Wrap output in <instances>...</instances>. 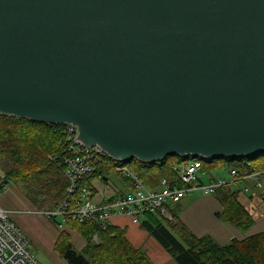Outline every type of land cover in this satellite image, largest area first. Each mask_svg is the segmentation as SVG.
Segmentation results:
<instances>
[{
    "label": "water",
    "instance_id": "obj_1",
    "mask_svg": "<svg viewBox=\"0 0 264 264\" xmlns=\"http://www.w3.org/2000/svg\"><path fill=\"white\" fill-rule=\"evenodd\" d=\"M0 113L124 163L264 153V0H0Z\"/></svg>",
    "mask_w": 264,
    "mask_h": 264
},
{
    "label": "trees",
    "instance_id": "obj_2",
    "mask_svg": "<svg viewBox=\"0 0 264 264\" xmlns=\"http://www.w3.org/2000/svg\"><path fill=\"white\" fill-rule=\"evenodd\" d=\"M64 135V123L50 124L0 113V191L9 182L17 181L37 210H51L60 204L68 195L69 184L63 173L65 153L61 140ZM188 158L174 154L154 162L133 158L124 163L105 155L95 164L94 171L78 182L88 186L94 177L107 180V167L114 169L118 164H126L145 186L157 189L161 177L183 186L175 179L174 167ZM198 158L203 168L204 164H209L210 168H224L229 172L234 169L232 178L240 179L253 170L264 169V153L260 152L248 156ZM124 180L129 185V180ZM92 189L96 194V189ZM238 193L237 189L220 192L217 197L222 200L223 209L216 216L247 230L253 217L239 201ZM171 213L173 222L145 212L139 224L177 264H264V231L219 243L208 234L195 235L176 213ZM50 220L56 226L60 224L55 217ZM66 226L78 231L85 240V245L77 250L69 232H59L54 249L69 264H155L144 246L133 245L126 237V230L110 222L74 221Z\"/></svg>",
    "mask_w": 264,
    "mask_h": 264
},
{
    "label": "built area",
    "instance_id": "obj_3",
    "mask_svg": "<svg viewBox=\"0 0 264 264\" xmlns=\"http://www.w3.org/2000/svg\"><path fill=\"white\" fill-rule=\"evenodd\" d=\"M75 125L65 123V135L61 140L64 148L63 173L68 179V195L54 209L42 211L48 219L55 217L60 221L58 229L68 222H110L115 215H127L133 223H139L145 212H152L169 222L173 214L168 206L180 201L184 196L201 190L212 193L227 180L217 178L207 183L198 181V173L203 162L200 158H188L178 163L174 170L175 179L184 185L160 178L159 188L145 186L138 175L126 164H118L116 170L129 180L130 190L122 192L110 186L108 194L96 200L92 185H81L78 180L94 171L95 164L106 155L98 145H86L77 136ZM231 178L235 170L229 172ZM245 177L254 179L256 186H261L264 179L263 170H253ZM1 193V192H0ZM93 240H97L95 236ZM0 264H42L31 250L29 238L13 222L9 213L0 206Z\"/></svg>",
    "mask_w": 264,
    "mask_h": 264
},
{
    "label": "crops",
    "instance_id": "obj_4",
    "mask_svg": "<svg viewBox=\"0 0 264 264\" xmlns=\"http://www.w3.org/2000/svg\"><path fill=\"white\" fill-rule=\"evenodd\" d=\"M227 171L229 172V170ZM217 178L230 181L227 183L230 190H239V201L253 217V223L247 230H241L216 216L223 209L222 200L214 193L216 190L207 194L201 190H196L176 202L178 205L172 207L171 205L176 203H170V210L176 213L178 218L195 235L208 234L219 243H226L232 238L240 239L264 231V179L261 180L262 186L260 187L256 186L254 179L249 177L230 180L222 174L216 178L211 175L206 178L203 171L200 170L198 173V181L202 183ZM101 184L102 182L99 181V186ZM0 192V206L9 213L13 222L29 238L31 250L36 257L43 264H48L49 260L54 263L62 260L63 258L55 251L54 244L59 232L62 230L69 232L70 228L65 225L62 230H59L51 220L36 209L20 184L9 182ZM99 193L96 192V199ZM111 223L124 228L127 239L133 245H144L148 256L155 264H177L156 240L149 236L140 224L133 223L129 216L115 215L112 217ZM75 232L72 244L75 249L79 250L85 245V240L78 231ZM70 235L72 236V234ZM74 239L76 244H74Z\"/></svg>",
    "mask_w": 264,
    "mask_h": 264
},
{
    "label": "rangeland",
    "instance_id": "obj_5",
    "mask_svg": "<svg viewBox=\"0 0 264 264\" xmlns=\"http://www.w3.org/2000/svg\"><path fill=\"white\" fill-rule=\"evenodd\" d=\"M133 165V164H132ZM96 168V167H95ZM203 168V167H202ZM107 180H104L103 178H101L100 176L98 177H94L91 179L90 181V184L96 189L97 192H100L99 193V196L97 197L96 200H99L102 198L103 195H106L107 192L109 191V188L108 186L106 185V183L109 185V186H112V187H115V188H118L120 189V191L122 192H125V191H128L130 190V185H128L126 182H125V177L116 170V168L114 169H111V167H107ZM203 173H205V177L207 178L209 175L213 176L214 178H216L218 175H224L225 178H230L231 176L229 175V172L227 171V169H224V168H210V165L209 164H204V168H203ZM2 175V171H1V168H0V177ZM99 181L102 182L101 186H99ZM15 182V181H14ZM15 183H18L19 182H15ZM126 184V186H125ZM229 184L225 185V187L223 186H220V187H217L215 190V194L220 195V192L224 191V190H229ZM262 186V185H261ZM260 186V187H261ZM149 187V186H147ZM221 187H223L221 190H218L220 189ZM151 188V187H149ZM159 188V187H158ZM178 205L177 203L176 204H172L171 206L174 207ZM132 221V220H131ZM139 224V223H137ZM76 230L74 229H70V234H72L71 236V241L73 240V235L76 233L75 232ZM74 244H76V240L74 239ZM144 246V245H143ZM145 247V246H144ZM35 255V253H34ZM36 257V255H35ZM37 258V257H36ZM38 259V258H37ZM40 262L41 260L38 259ZM42 263V262H41ZM69 264L68 262H66V260H59L58 262L54 263L53 261L49 260V263L48 264ZM43 264V263H42Z\"/></svg>",
    "mask_w": 264,
    "mask_h": 264
},
{
    "label": "bare ground",
    "instance_id": "obj_6",
    "mask_svg": "<svg viewBox=\"0 0 264 264\" xmlns=\"http://www.w3.org/2000/svg\"><path fill=\"white\" fill-rule=\"evenodd\" d=\"M250 160H251V159H250ZM246 162H247V160H246ZM246 162H245V163H246ZM224 203H225V202H224ZM221 205H222V204H221ZM39 212H40V211H39Z\"/></svg>",
    "mask_w": 264,
    "mask_h": 264
}]
</instances>
